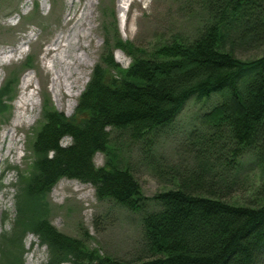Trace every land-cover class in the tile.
<instances>
[{
	"label": "trees",
	"instance_id": "obj_1",
	"mask_svg": "<svg viewBox=\"0 0 264 264\" xmlns=\"http://www.w3.org/2000/svg\"><path fill=\"white\" fill-rule=\"evenodd\" d=\"M199 3L206 20L194 39H177L140 55L115 33L114 42L106 40V52L74 115L45 105L30 167L18 172L11 228L0 236V264H25L29 234L47 248V264H264V200L261 205L229 202L231 188L222 190L214 177L208 179L207 166L196 176L198 182H177L148 199L135 174L120 167L112 144V132H117L151 141V149L190 99L215 96L216 102L199 116L204 130L198 139L209 147L205 152L217 154V160L227 155L231 170L245 156L264 169V57L247 62L222 50L234 31L241 41L264 43V0ZM115 50L132 57L129 68L115 61ZM13 88L10 80L0 91V115L8 111ZM66 138L70 142L63 145ZM98 153L106 155L103 167L94 162ZM63 178L93 186L100 201L143 212L147 257H105L87 248L85 240L57 230L48 196Z\"/></svg>",
	"mask_w": 264,
	"mask_h": 264
},
{
	"label": "rangeland",
	"instance_id": "obj_2",
	"mask_svg": "<svg viewBox=\"0 0 264 264\" xmlns=\"http://www.w3.org/2000/svg\"><path fill=\"white\" fill-rule=\"evenodd\" d=\"M205 17L199 0H0V91L8 81L14 82L11 98L6 101L8 111L0 115V236L11 228L18 172L24 173L30 167L32 141L43 121L45 105L48 103L67 117L74 115L95 66L106 52V40L114 42L115 33L124 44H133L137 54L148 55L174 40L194 39ZM78 34L88 37H77ZM57 39L59 49L54 45ZM222 50L241 61L264 57V43L241 41L235 31L225 37ZM77 55L84 60L80 66L75 63ZM63 58L66 64L58 62ZM114 59L123 69L132 63V57L122 50L114 51ZM66 73H75L76 82L70 92L67 89L62 92L59 102L52 81ZM25 82L30 83L25 94L33 96L26 107L28 113L17 128L15 141L10 138L2 141L3 132L11 129L15 120L16 103ZM216 100L215 96L201 102L190 99L175 123L154 140L151 149L148 146L151 141H134L125 134L112 132L120 167L135 174L145 197L151 199L175 188L177 182L194 184L198 182L196 176L207 166L208 179L214 177L222 190L231 188L226 196L229 202L261 205L263 167L245 156L238 168L231 170L225 165L227 155L217 160V154L205 152L209 147L198 139L204 130L199 116ZM68 142L66 138L62 144ZM106 160L105 154L98 153L94 162L103 167ZM48 202L51 224L65 235L85 240L87 248L126 261L147 257L143 212H131L112 201H100L93 186L68 178L54 186ZM5 217L9 219L6 223ZM24 249L25 264H47V248L40 247L34 235L26 237Z\"/></svg>",
	"mask_w": 264,
	"mask_h": 264
},
{
	"label": "bare ground",
	"instance_id": "obj_3",
	"mask_svg": "<svg viewBox=\"0 0 264 264\" xmlns=\"http://www.w3.org/2000/svg\"><path fill=\"white\" fill-rule=\"evenodd\" d=\"M120 2H128L129 0H119ZM77 37H83V38H87L88 35L87 34H84V36H82L81 34H78ZM54 45L56 46V48L58 47V49L61 47L60 45V39H57L55 42H54ZM76 45L79 46L80 43L78 42V40L76 41ZM54 49L53 51L51 50V52H54L56 51L57 49ZM50 52V53H51ZM55 59V58H54ZM82 61L83 58L80 57V56H76V60H75V63L80 66L82 64ZM58 62H60L61 64H66V61L65 59H61V60H58ZM75 75V73L73 74H63L62 76H57L56 78L53 79L52 81V84H53V89L56 93V96L59 97L58 101L61 102L62 99H61V96H62V92L64 91L65 92V89L68 90V92H70L73 88H74V83L76 82L73 81V76ZM30 86V83H24L23 86H22V93H21V96L19 97L17 103H16V108H17V114H16V117H15V120L13 122V125L11 127V129H9L8 131L6 132H3L2 134V141H5L6 138H10V140L12 142L15 141V134H16V131H17V128L20 126V124L22 123V119L26 116V114L28 113V110L26 107H28L30 105V102L33 100V96L32 95H28V94H25V89L27 87ZM69 95V96H74L72 95L71 93H66V95ZM73 106L75 105V102L72 104Z\"/></svg>",
	"mask_w": 264,
	"mask_h": 264
}]
</instances>
